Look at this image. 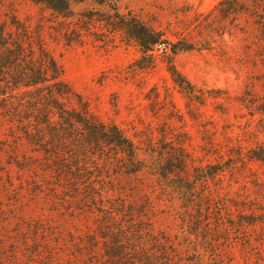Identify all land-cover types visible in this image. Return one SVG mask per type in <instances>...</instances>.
I'll use <instances>...</instances> for the list:
<instances>
[{
    "label": "rangeland",
    "instance_id": "rangeland-1",
    "mask_svg": "<svg viewBox=\"0 0 264 264\" xmlns=\"http://www.w3.org/2000/svg\"><path fill=\"white\" fill-rule=\"evenodd\" d=\"M220 1L119 0L123 12L164 31L170 40L207 47L174 59L192 84L204 91L203 104L191 101L175 86L165 48L155 50L153 68L136 71L133 65L140 52L119 35L104 41L86 35L82 43L70 46L50 40L67 82L102 121L116 123L134 139L141 149L140 159H148L145 150L151 141L157 146L184 142L196 165L226 161L230 150L234 158L239 151L245 157L250 149L264 146L260 110L264 43L237 29L221 38L201 27L203 17ZM11 2L22 20L32 25L40 21L36 6L23 0L6 4ZM27 154L31 152L15 144L10 125L0 116V264H104L102 250L93 252L100 201L150 206L139 217L147 227L172 235L184 264H264V224L229 226L240 215L264 213V166L259 162H237L233 172L210 184L218 195L216 203L226 207L218 228L221 207L210 214L186 208L162 195L150 175L119 177L108 185L114 191L94 201L88 198L93 191L83 183L77 192L70 178L59 181L55 174L40 169V163L26 167L22 161ZM102 171L95 173L99 176ZM94 181L107 183L100 178ZM200 217L197 236L192 221Z\"/></svg>",
    "mask_w": 264,
    "mask_h": 264
},
{
    "label": "trees",
    "instance_id": "trees-1",
    "mask_svg": "<svg viewBox=\"0 0 264 264\" xmlns=\"http://www.w3.org/2000/svg\"><path fill=\"white\" fill-rule=\"evenodd\" d=\"M7 1L0 0V116L10 125L15 144L31 152L24 157V165L40 163V169L55 174L59 181L70 178L77 192L83 183L93 191L87 196L94 201L114 191L108 185H114L117 178L147 174L156 179L162 195L178 200L186 208L210 214L213 208L221 207V228L226 207L216 203L218 195L210 184L225 172H233L237 162H259L264 166V146L250 149L245 155L247 160L242 151L234 158L230 150L226 161L196 165L184 142L157 146L151 141L145 150L148 159H140L141 149L134 139L116 123L102 121L67 82L50 40L70 46L82 43L86 35L103 41L119 35L140 52L133 65L136 71L153 68L155 50L165 48L167 70L175 86L200 104L205 100L204 91L192 84L174 59L180 53L207 47L183 39L170 40L164 31L123 12L119 0H23L39 9L36 25L22 20L15 3L7 5ZM76 6L82 8L77 10ZM200 26L221 38L237 29L264 43V0H221L203 17ZM261 107L264 114V103ZM100 170L98 176L95 172ZM97 178L107 185L96 183ZM97 204L101 221L93 237V252L102 250L104 264H184L172 235L147 227L145 219L139 217L150 206L136 208L126 201ZM263 216L243 214L229 226L264 224ZM202 218L192 221L197 236Z\"/></svg>",
    "mask_w": 264,
    "mask_h": 264
}]
</instances>
